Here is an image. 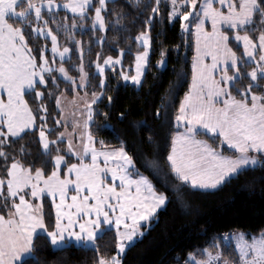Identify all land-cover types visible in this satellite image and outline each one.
I'll return each instance as SVG.
<instances>
[{"label": "snow or ice", "instance_id": "1", "mask_svg": "<svg viewBox=\"0 0 264 264\" xmlns=\"http://www.w3.org/2000/svg\"><path fill=\"white\" fill-rule=\"evenodd\" d=\"M162 2L168 20L179 19L181 29L194 39L191 83L180 100L175 115L176 130L166 157L172 176L180 182L175 186L179 196L182 186L216 188L226 179L255 168L264 159V91H252L251 83L237 89L235 94L230 90L242 78L238 67L241 63L253 65L247 72L251 81L264 80V0H148L144 7L149 13L144 19L145 30L134 37L144 51L136 53L134 75L120 73L124 81L136 86L141 85L142 66L146 63L150 43L149 30L160 13ZM61 8L72 14L62 17L63 22L57 19ZM105 10L106 0L95 3L93 0H64L63 3L61 0H0V159L3 160L0 164V264H24L25 254H30L34 247V236L43 234L57 249L73 242L94 246L105 226L115 228V246L119 251L109 258H100L98 264H121L119 253H123L126 242L137 234L142 235L141 221H147L167 200L165 193L158 192L149 177L136 168L123 141L120 147L109 148L101 140L98 148L93 134L87 130L94 120L92 105L103 94L104 66L114 68L120 64L119 57L108 56L103 64L95 62L101 76V92L92 91V99L82 105L85 112L79 114L84 116V131L77 139L79 148L73 147L71 139L67 143L65 155L75 156L76 162L59 154L64 133L47 140L44 123L40 137L44 155L50 159L42 161L41 167L25 165L15 155L10 157L6 150V145L16 143L13 138L22 139V133L27 135L25 130L34 126L37 115L45 121V115L40 113H47L46 106L38 105L34 115L25 99L28 92H34L35 99L43 96L38 84L47 86L50 81L58 87L57 80L62 78L72 83L73 91L87 87L83 49L81 42L73 39V34L88 20L93 31H105L106 21L102 15ZM257 15L261 21L259 29L253 27ZM69 19L71 24L67 23ZM121 19L117 14L114 31L126 30L120 26ZM50 22L56 25L55 31L49 27ZM251 32L258 35L253 37ZM60 33L81 51L79 83L65 67V54L70 48L67 43L61 48ZM29 37L50 39L51 61L45 55L47 45L39 48L37 55L33 54ZM99 39L103 41L104 37ZM233 40L242 44L247 60L237 57L231 46ZM120 51L123 53L124 49ZM163 56L162 49L158 65L165 63ZM48 95L51 97L53 92ZM55 99L60 107V96ZM108 99L111 101L112 97ZM159 114L157 108V117ZM79 123L74 121L73 131ZM201 135L218 140L219 147L199 139ZM148 140L151 143L150 136ZM225 145L230 154L221 150ZM20 151H24L23 147ZM49 164L51 170L45 171ZM145 167L158 172L159 161L146 159ZM44 194L52 198L55 209L51 225L45 222L40 203ZM223 239L225 242L235 240L237 257L231 264H264V231L250 238L241 232ZM211 248L201 249L199 256L189 252L185 264H221L220 245L214 243ZM223 264L229 261L224 260Z\"/></svg>", "mask_w": 264, "mask_h": 264}, {"label": "trees", "instance_id": "2", "mask_svg": "<svg viewBox=\"0 0 264 264\" xmlns=\"http://www.w3.org/2000/svg\"><path fill=\"white\" fill-rule=\"evenodd\" d=\"M95 2L96 0L93 3ZM147 3L148 0H109L106 10L102 12L106 21L105 31H93L91 20H88L83 22L84 30L78 27L73 34L83 46L82 63L87 67L89 93L101 92V76L94 71L95 62L102 63L108 56L122 57L121 68L116 66L105 71L103 94L93 108L94 120L89 131L93 134L97 147H100L101 140L109 148H118L123 141V146L133 157L136 168L149 177L158 192L167 196L165 206L142 227V237L127 248L122 264H185L189 252L199 256L201 249L211 248L214 243L220 245L219 250L223 253L221 261L226 258L231 263L236 259L237 253L234 251V243L224 241L227 233L244 231L250 235H259L264 231V159L260 160L255 168H248L225 181L217 189L201 190L182 186L179 189L180 195H177L175 186L180 182L172 176L166 157L176 130L175 115L180 100L191 83L194 39L190 33L181 29L179 19L170 23L162 2L160 13L155 16L149 30L150 57L143 81L139 87L124 83L120 73L126 70L130 74L133 73L136 53L141 50L134 37L145 30L144 19L149 14L144 10ZM92 14L94 15V10ZM117 14L122 16L120 26L126 30H113L116 27L114 21ZM65 15L71 17L65 11L59 10L57 19L63 22L62 17ZM67 23L71 24V20ZM49 27L54 31L56 29V25L51 22ZM253 27H261L258 15L254 18ZM250 34L255 37L258 32ZM58 36L62 45L67 43L72 49V57L65 61V66L73 77L78 78L81 52L75 44L66 40L63 33ZM100 37H104L103 41H100ZM40 40L42 42V39ZM231 46L239 59L246 60L242 47L236 41H231ZM120 49H124L123 53ZM162 49L165 63L158 65ZM252 66L238 64L242 78L231 88L233 94L250 83L253 85L252 91H264V80L251 81L247 76ZM230 73L233 74L232 71ZM57 84L58 87H54L49 81L47 86L37 85L38 89L44 92L42 100L35 99L34 92L26 94L35 114L37 106L41 103L46 106L47 113L44 122L37 115V129L27 132L22 139H15L16 143L6 145L9 156L15 155L25 165L41 167L42 161L50 159L42 150V123L52 127L49 131L51 140L56 139L62 130L61 113L55 97L66 92L71 95L72 84L63 79H58ZM50 91L53 92L51 97L48 95ZM109 96L112 97L111 101ZM157 108L160 109L158 117ZM40 115H43V112ZM200 137L208 140L212 146L219 147L218 140L214 141L203 135ZM21 147L23 152L20 151ZM55 147L53 145V148ZM60 148L59 154L65 155V142ZM221 150L230 154L226 146ZM65 158L76 162L75 158L69 155H65ZM146 159H157L159 171L154 172L145 167ZM2 163L3 160L0 159V164ZM50 170L49 164L45 171ZM42 206L45 222L51 225L55 220L51 199L43 197ZM115 235L114 229H108L99 236L94 246L69 244L56 249L46 238V234H43L34 237L32 255L24 260V264H98L100 258H109L118 253ZM211 250L217 251L216 248Z\"/></svg>", "mask_w": 264, "mask_h": 264}, {"label": "rangeland", "instance_id": "3", "mask_svg": "<svg viewBox=\"0 0 264 264\" xmlns=\"http://www.w3.org/2000/svg\"><path fill=\"white\" fill-rule=\"evenodd\" d=\"M108 0H106V3H107ZM64 0H61V3H63ZM94 2V0H93ZM59 10H63L65 11L63 8L59 9ZM58 10V11H59ZM66 12V11H65ZM68 15H72L70 11L66 12ZM176 19L170 21V23H174ZM92 25V24H91ZM81 28V27H80ZM84 27H82L83 29ZM84 30V29H83ZM150 36V34H149ZM29 44L30 46L32 47L33 49V54L34 55H37L38 54V50L39 48L47 45V51L45 53V55L47 56V58L51 61L52 60V53H51V41L50 39L45 41L43 38H37V37H29ZM42 39V42L41 40ZM73 39L74 40H77L74 36H73ZM58 42H59V45L61 46V48L64 46L62 45L61 43V40L58 36ZM69 48H70V52L68 54H65V61L69 60V56L72 57V49L69 45H67ZM80 47L82 48L83 46L81 45L80 43ZM140 47V51L139 52H143L144 51V48L142 47V45H139ZM81 52V51H80ZM149 57H150V43H149V47H148V54H147V58H146V63L143 64V72H142V76H141V83L143 81V78H144V75L147 71V66H148V62H149ZM56 66L58 67L59 65V57L57 56L56 57ZM104 62V61H103ZM100 63V64H103ZM83 64V68H84V71L87 73V67L85 65V63H82ZM123 63H122V57H120V64H116L115 67H122ZM66 67V66H65ZM94 68H95V73H98L99 74V71L98 69L96 68V63L94 64ZM109 68H113L112 66L110 65H105L104 66V73L107 69ZM161 69H164L165 67H160ZM133 70V73L130 74L129 71H123V72H126L128 73L129 75H134L135 74V63H134V66L132 68ZM57 76H60L59 73H56ZM88 74V73H87ZM69 75H71L69 73ZM104 75V74H103ZM72 76V75H71ZM103 78H105V76H103ZM62 79V78H60ZM88 80H89V76L87 75L86 77V81H87V86H88ZM70 82V81H68ZM76 82L79 83V77L76 79ZM124 83H130L132 85H134L131 81H124ZM71 83V82H70ZM72 84V83H71ZM104 84H105V81H104ZM136 86V85H135ZM140 86V85H139ZM139 86H136V87H139ZM41 91V90H40ZM71 91H72V94L71 95H68V93H63L61 96H60V100H61V106L58 107L60 109V113H61V120H60V125H61V132L64 133V142H65V145H66V149H65V152L67 153L68 152V147H67V143H68V140L71 139L73 140V147L75 148H79V144L77 143V139L79 138V134L81 132L84 131V128H83V120H84V116L83 115H80L79 113H84L85 112V109L84 107H82V105L84 104L85 100H91L92 97H91V93L88 92V89L87 87L85 89H77L76 91H73V85L71 87ZM43 94L44 92L41 91ZM85 92H87V96H85ZM44 96V95H43ZM42 96V97H43ZM42 97L39 98V100H42ZM101 97V96H100ZM25 99L27 100V97L25 96ZM100 100V98L98 99V101ZM28 101V100H27ZM97 101V102H98ZM29 103V102H28ZM30 106V104H29ZM95 104L92 105V108H94ZM31 107V106H30ZM32 108V107H31ZM61 109H63V111L61 112ZM33 110V109H32ZM33 113L34 115L35 114V111L33 110ZM75 113V114H74ZM43 115H45V113H43ZM45 119H46V115H45ZM74 121H80V123L78 125H75V131H73V128H74ZM92 123V122H91ZM38 127V120L36 118V120L34 121V126L32 128H29V129H26L25 132H33L35 129H37ZM52 129V127L50 125H46V127L43 128V130L45 131L46 133V139L47 140H51L49 138V131ZM89 131V127L87 129ZM40 131H41V128H40ZM24 133L21 134V136H23ZM13 139H17V138H13ZM40 141H41V137H40ZM42 144V143H41ZM51 148H53V145H50ZM42 150L45 152V149L43 148V144H42ZM70 156V155H69ZM71 157H75V156H71ZM76 158V157H75ZM245 233L246 234V237L250 238L252 235H250L249 233L247 232H244V231H233V232H229L226 234V236H232L233 234H236V233ZM142 235H143V231L141 232ZM141 234H139V238H141ZM136 237H133V240H135ZM132 240V241H133ZM130 241V242H132ZM130 242H126V246H125V249L123 251V253H119V258L121 260V264H122V258L128 248V246L131 245ZM230 242L234 243L235 245V240H231ZM129 244V245H128ZM119 251V250H118ZM224 260H227L226 258H222V261ZM229 264H231L229 262Z\"/></svg>", "mask_w": 264, "mask_h": 264}, {"label": "crops", "instance_id": "4", "mask_svg": "<svg viewBox=\"0 0 264 264\" xmlns=\"http://www.w3.org/2000/svg\"><path fill=\"white\" fill-rule=\"evenodd\" d=\"M109 1V0H108ZM107 1V2H108ZM237 43V42H236ZM238 44V43H237ZM239 46H241L242 47V49H243V46H242V44H238ZM245 59L247 60L248 58L247 57H245ZM229 75H232V73H230L229 72ZM230 90H231V88H230ZM90 124H91V122H90ZM90 124H89V127H90ZM182 130V129H181ZM199 139H204V138H201V137H198ZM95 140V139H94ZM96 141V140H95ZM209 143V142H208ZM210 144V143H209ZM96 146H97V143H96ZM226 146V145H225ZM214 147V146H213ZM227 147V146H226ZM99 148V147H98ZM226 154V153H225ZM75 158V157H74ZM66 159V158H65ZM67 160V159H66ZM75 160H76V158H75ZM259 163H260V161H259ZM258 163V164H259ZM257 164V165H258ZM63 166V165H62ZM225 181H227V179L225 180ZM224 181V182H225ZM224 182H222V183H220L219 185H217V187L216 188H210V189H201V190H214V189H217L218 187H220ZM48 197L47 196V194H44V196L43 197ZM42 197V198H43ZM42 198H41V200H40V203L42 204ZM48 198H50L51 199V201H52V198L51 197H48ZM165 204H166V202H165ZM165 204L164 205H161L160 207H158L157 209H156V211L149 217V219L147 220V221H141V224H142V227L144 226V225H147L154 217H155V215L158 213V211L159 210H161L164 206H165ZM108 229H114L115 230V228L114 227H108V226H105V229H104V231L105 230H108ZM103 231V232H104ZM143 231V229L141 228V232ZM102 232V233H103ZM115 232H116V230H115ZM102 233H100L99 234V236L102 234ZM142 236V235H141ZM35 237V236H34ZM134 237H136L135 238V240H133L132 242H130L131 244H133V243H135L137 240H138V237H139V234H137L136 236H134ZM70 244H75L74 242L73 243H70ZM75 245H77V244H75ZM129 245V244H128ZM53 246V245H52ZM67 246V245H66ZM77 246H85V245H77ZM88 246H93V245H88ZM54 247V246H53ZM129 247V246H128ZM55 248V247H54ZM57 249V248H56ZM31 255H32V251H31V253L30 254H25V256H24V260L25 259H27V258H29V257H31Z\"/></svg>", "mask_w": 264, "mask_h": 264}, {"label": "built area", "instance_id": "5", "mask_svg": "<svg viewBox=\"0 0 264 264\" xmlns=\"http://www.w3.org/2000/svg\"><path fill=\"white\" fill-rule=\"evenodd\" d=\"M221 264H223V262L221 261Z\"/></svg>", "mask_w": 264, "mask_h": 264}]
</instances>
